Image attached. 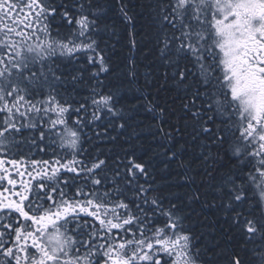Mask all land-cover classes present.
<instances>
[{
	"label": "snow or ice",
	"instance_id": "obj_1",
	"mask_svg": "<svg viewBox=\"0 0 264 264\" xmlns=\"http://www.w3.org/2000/svg\"><path fill=\"white\" fill-rule=\"evenodd\" d=\"M148 7L157 91L174 95L162 105L136 91L167 159L200 149L204 179L189 200L222 221L220 239L201 247L188 206L163 194L147 160L84 146L86 129L103 126L99 137L126 120L121 87L105 84L108 6L0 0V264H264V0Z\"/></svg>",
	"mask_w": 264,
	"mask_h": 264
},
{
	"label": "trees",
	"instance_id": "obj_2",
	"mask_svg": "<svg viewBox=\"0 0 264 264\" xmlns=\"http://www.w3.org/2000/svg\"><path fill=\"white\" fill-rule=\"evenodd\" d=\"M108 6L107 23L113 26V35H109V52L111 56L113 74L105 81L112 87H121L123 99L121 104L126 114L125 121H117V126L110 127L107 135L102 134L97 137L95 131L103 133V126L100 129H86L91 141L85 143L90 154L99 153L107 156L110 160L117 157L124 158L125 152L135 153L138 158L147 160L151 175L155 177L154 183L159 185L165 196L171 197L178 203L186 207L187 212H191L189 227L192 228L198 237L201 247L209 248L220 239L223 228L221 220H217L216 214L211 209H202L198 202H191L189 196L201 186L204 179L202 171L204 163L198 158L200 149L186 146V150L179 153L171 160L166 158L163 141L157 135V126L161 123L154 119L152 113L144 110L140 102L136 89L143 87L146 95L158 97L163 105L166 99H170L173 93L158 92L157 88L163 83L161 77L164 73V66L157 59V53L153 41V28L149 15L148 5L153 0H124L128 6L129 15L133 17L130 23L125 22L119 13L117 0H99ZM134 33L136 39V49L130 52L129 33ZM135 62L137 79L133 82L127 76L130 69L129 58ZM177 113L179 103L175 105ZM125 122L126 127L120 129L118 124ZM99 123V122H98ZM167 127V125H165ZM115 136L112 140L110 137ZM180 138L178 137V140ZM191 177L192 183L187 182L185 177ZM195 209V212H192ZM213 221H216L213 224ZM223 246L226 241L221 239ZM236 244V241L232 242ZM211 255V253H209ZM243 255V253H241Z\"/></svg>",
	"mask_w": 264,
	"mask_h": 264
}]
</instances>
